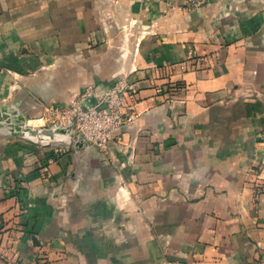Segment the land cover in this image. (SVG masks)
<instances>
[{"label": "crops", "instance_id": "obj_1", "mask_svg": "<svg viewBox=\"0 0 264 264\" xmlns=\"http://www.w3.org/2000/svg\"><path fill=\"white\" fill-rule=\"evenodd\" d=\"M128 75L107 152L0 129V264H264V0H0V113Z\"/></svg>", "mask_w": 264, "mask_h": 264}, {"label": "built area", "instance_id": "obj_2", "mask_svg": "<svg viewBox=\"0 0 264 264\" xmlns=\"http://www.w3.org/2000/svg\"><path fill=\"white\" fill-rule=\"evenodd\" d=\"M186 8L195 11L208 5L212 0H185ZM95 97L97 103L85 106V100ZM136 100V89L130 75L119 79L111 88L100 92L91 88L82 98L68 107L47 105L37 122L45 125H72L90 145L107 152L115 133L134 120L129 113V101ZM42 125V124H41ZM67 146H59L57 151L66 152ZM50 162H53L50 161Z\"/></svg>", "mask_w": 264, "mask_h": 264}, {"label": "water", "instance_id": "obj_3", "mask_svg": "<svg viewBox=\"0 0 264 264\" xmlns=\"http://www.w3.org/2000/svg\"><path fill=\"white\" fill-rule=\"evenodd\" d=\"M96 103V98L91 97L85 100L84 105L93 106ZM25 116L24 113H21L14 107L3 108L0 113V129H5V132L6 129H8L13 136L27 135V137H34L33 135H36L39 141L47 142L58 141L66 143L70 142L76 136V132L72 125L34 128L27 126ZM78 136L81 135L79 134Z\"/></svg>", "mask_w": 264, "mask_h": 264}, {"label": "rangeland", "instance_id": "obj_4", "mask_svg": "<svg viewBox=\"0 0 264 264\" xmlns=\"http://www.w3.org/2000/svg\"><path fill=\"white\" fill-rule=\"evenodd\" d=\"M119 80V79H118ZM29 121H33L32 119L30 120H26V124H27V126H31V127H34V128H39V127H48V126H51V127H53L54 125H45V124H43V122H41V123H37V122H31V123H29ZM28 124H30V125H28ZM42 124V125H41ZM73 127V126H72ZM74 128V130H75V127H73ZM9 129H11V128H9ZM75 132H76V130H75ZM5 134L6 135H8V136H11V137H13V135L8 131V129H6V132H5ZM76 134L77 135H79L78 134V132H76ZM34 137H32V138H35V139H37V136L36 135H33ZM22 138H23V140H27L26 138H30V137H27V135H23L22 136ZM42 142V141H41ZM41 145L43 146V147H51L52 146V144L50 143V142H47V143H45L44 144V142H42L41 143ZM61 145H66L65 143H59L58 145H57V147L56 146H54V148H53V154L50 156V159H48V161L50 162V161H54L55 162V160H56V157L54 156V154H56V152L57 153H61V151H57L58 150V146H61ZM68 151H70L69 150V147H67V150H66V152H68ZM47 161V160H46ZM46 163V162H45ZM20 176H17V178L16 177H12V176H6V181L1 185V187H0V191H5V192H8V193H11V195H13V196H15L18 192H19V185H22V182H20ZM1 229H2V222H0V232H1Z\"/></svg>", "mask_w": 264, "mask_h": 264}]
</instances>
